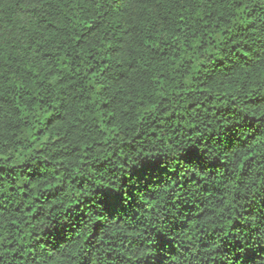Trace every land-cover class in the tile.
Segmentation results:
<instances>
[{"label":"trees","instance_id":"trees-1","mask_svg":"<svg viewBox=\"0 0 264 264\" xmlns=\"http://www.w3.org/2000/svg\"><path fill=\"white\" fill-rule=\"evenodd\" d=\"M0 54V264H264V0H0Z\"/></svg>","mask_w":264,"mask_h":264},{"label":"snow or ice","instance_id":"snow-or-ice-1","mask_svg":"<svg viewBox=\"0 0 264 264\" xmlns=\"http://www.w3.org/2000/svg\"><path fill=\"white\" fill-rule=\"evenodd\" d=\"M115 2L117 4H122V3H126L127 0H115ZM203 2L204 0H201V3ZM157 3H159V0H157ZM0 59H3L2 54H0ZM20 87H24V85H20ZM0 96H3L2 92H0ZM173 159H175V157H173ZM182 160L184 163L190 164L192 166V172L190 173V175L192 176H195L197 174L196 172L197 169L199 171H204V169L208 166L204 163L202 155L193 151H189L188 153H185ZM169 166H171V161H169ZM181 170L187 172V170L183 166V163H178L176 168L177 173ZM128 195L132 196L133 194L132 192H129ZM102 196L103 198L100 201H98V204L102 207L103 210L98 212V216L104 217L106 213L108 214V216L112 215L111 207L114 206L115 203L120 202L123 199L124 193L122 192L114 193L111 190H108L106 192H103ZM133 199H135L134 196ZM261 224H264V218H262ZM100 226L103 227V224L101 223ZM247 226L251 228V223H249ZM255 230L256 232H259L260 227L256 226ZM237 247L242 248L243 245H237ZM233 250L235 251V249ZM239 258H240L239 254H237L236 259ZM245 264H255V261L254 260L249 261L248 257H245Z\"/></svg>","mask_w":264,"mask_h":264}]
</instances>
